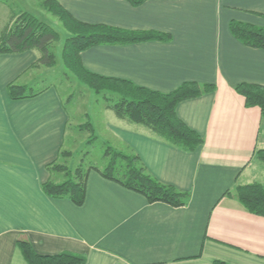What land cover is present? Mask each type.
<instances>
[{
  "label": "crops",
  "instance_id": "crops-1",
  "mask_svg": "<svg viewBox=\"0 0 264 264\" xmlns=\"http://www.w3.org/2000/svg\"><path fill=\"white\" fill-rule=\"evenodd\" d=\"M57 1L83 22L168 33L167 40L88 47L80 52L81 63L160 92L190 80L212 84L213 90L175 108L204 141L183 149L105 104L91 122L95 138L137 155L158 181L188 191L187 202H149L96 166L87 172L82 204L50 197L41 185L65 145V102L52 83L11 98L7 85H35L32 75L43 65L36 62V48L0 52V264H27L20 236L41 254L83 255L81 264H264V216L224 194L235 184H263L256 151L264 148V122L234 86L264 85V48L242 43L229 23L264 25V0Z\"/></svg>",
  "mask_w": 264,
  "mask_h": 264
},
{
  "label": "trees",
  "instance_id": "trees-1",
  "mask_svg": "<svg viewBox=\"0 0 264 264\" xmlns=\"http://www.w3.org/2000/svg\"><path fill=\"white\" fill-rule=\"evenodd\" d=\"M132 5H139L145 0H127ZM42 6L56 15L67 31L63 39L59 57L63 66L82 84L91 88L96 94L107 93V107L122 118L147 127L156 136L183 149H195L203 143V137L187 126L176 114V105L183 99L198 96L213 90L212 84L196 81H184L176 88L160 92L145 88L126 79L108 77L87 70L81 63L80 52L97 44L129 43L143 40H167L168 33L158 30L127 29L105 23H89L74 18L57 0H42ZM231 33L242 43L264 48V25L232 20L229 23ZM58 32L47 22L27 11L20 12L0 27V52H18L36 48L40 65H53L55 53L51 47L58 40ZM237 93L244 98L245 106H257L264 122V85L250 82H239L234 86ZM7 91L11 98L31 95L33 91L26 85L10 82ZM89 119V118H88ZM83 127L92 125L87 120ZM96 136L92 135L94 139ZM256 154L264 162V148ZM105 155L108 161L98 169L101 174L113 179L127 188L142 193L149 202L164 201L173 206L187 202L189 192L177 189L171 184L158 181L150 175L137 155L132 152L115 150L106 144ZM56 168L63 172L62 180H45L41 187L50 197H68L80 205L85 197L86 175L91 168L81 164L69 168L64 163L52 162L49 170ZM224 194L239 201L249 212L264 216V184L258 181L235 184ZM19 249L27 264H81L83 255L69 251L54 254L36 252L28 239L20 236L17 239ZM212 264H231L220 259Z\"/></svg>",
  "mask_w": 264,
  "mask_h": 264
},
{
  "label": "rangeland",
  "instance_id": "rangeland-1",
  "mask_svg": "<svg viewBox=\"0 0 264 264\" xmlns=\"http://www.w3.org/2000/svg\"><path fill=\"white\" fill-rule=\"evenodd\" d=\"M41 2L42 0H0V19L3 20L5 14L6 16L10 14L8 17L10 19L17 16L20 12L27 11L50 24L58 32L59 38L51 47L56 56L54 63L53 65H43L35 70V74L32 77L34 76L38 81L30 88L33 91H37L46 84L52 83L56 86L65 102V107L69 114V122L62 155L56 163H64L69 168H73L78 164H81L83 168L88 166L103 168L109 156L105 155L106 144L99 138L93 139V133L89 131L88 126L83 127L82 125L87 120L92 122L94 114L102 111L104 105H107V100L104 96H109V94L103 92L96 94L91 88L78 82L63 66L59 53L62 41L68 33L59 18L46 10ZM254 161L257 162L258 160L255 159ZM261 163L260 179L264 184V163ZM51 173L53 175L50 178L53 181H59L66 177L62 171L56 168H53Z\"/></svg>",
  "mask_w": 264,
  "mask_h": 264
}]
</instances>
